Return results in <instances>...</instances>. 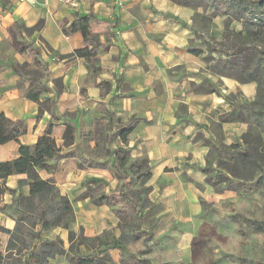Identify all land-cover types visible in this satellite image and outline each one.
I'll return each mask as SVG.
<instances>
[{
    "label": "crops",
    "instance_id": "1",
    "mask_svg": "<svg viewBox=\"0 0 264 264\" xmlns=\"http://www.w3.org/2000/svg\"><path fill=\"white\" fill-rule=\"evenodd\" d=\"M76 13L92 14L97 21L110 26L108 33L99 36L101 44H108L109 48L106 52L97 51L100 70L96 73L87 72L84 59H56L58 55L83 47L80 33L65 35L57 24L62 20L69 24ZM194 14L192 9L170 0H120L118 4L113 0H85L76 10L53 0L47 3L37 0L33 5L0 0V43L6 40V29L15 21H22L27 27L44 21L40 36L52 52H43L42 59L49 64L51 78H61L67 88L56 101L57 117L73 124L78 134L82 109L90 113L104 105L114 115L116 123L134 119L137 124L124 148L132 158L148 160L151 190L147 201L156 206L165 219L193 225L202 212L201 201L207 205L218 203L227 191L217 194L205 183L203 169L207 164L212 170L215 168V161L211 160L212 147L237 146L240 149L241 137L248 129L245 123L224 118L237 105L251 103L257 87L254 82L239 83L203 70L201 58L191 54ZM5 57L4 70L0 72V113L11 120H22L28 133L19 142L32 145L44 132L50 117L44 113L42 119L37 120L38 106L17 94V76L10 65L22 64L24 58L8 48ZM103 82H108L110 88L102 95L97 85ZM81 87L85 88L84 98H80ZM66 112H75V118L64 116ZM63 121L59 123L65 124ZM62 128L55 127L54 131L63 132ZM78 137L73 146L63 148L62 153L69 156L63 163L73 159L71 154L80 142ZM116 139L119 140L118 136ZM11 144L15 148L7 154ZM17 149L18 145L13 142L0 145V162L16 158ZM87 170L93 171L92 177L98 179V183H108L115 188L116 181L108 170ZM25 178V175L10 176L5 186L16 191V183ZM10 197L4 195L6 204L10 203ZM84 201L87 214L101 216L93 229L81 222L86 235L112 230L117 238L118 219L108 206H94L88 199ZM0 226L12 230L14 223L2 221ZM55 230L62 241L67 239L66 231ZM7 240L6 234H0L1 245L5 247ZM189 240L184 238L183 242L187 244Z\"/></svg>",
    "mask_w": 264,
    "mask_h": 264
},
{
    "label": "rangeland",
    "instance_id": "2",
    "mask_svg": "<svg viewBox=\"0 0 264 264\" xmlns=\"http://www.w3.org/2000/svg\"><path fill=\"white\" fill-rule=\"evenodd\" d=\"M194 1L199 3V0L192 2ZM241 3L244 9L243 15L216 14L210 8L194 9V37L191 47L201 58L203 70L217 77L239 81L253 78L257 83L255 104L251 102L246 104V109H236L237 113H244L248 121L247 134L241 140L242 147L224 154L212 153L211 160L220 166L217 168L215 164L214 170H217L218 174L214 176L227 174V171L233 169L235 167L233 159L243 151L256 150L258 167L235 169L239 180L228 175L231 184L237 186V191L227 190L218 203L204 207L193 225L181 223L177 219H165L156 206L147 201L145 188L148 187L149 180L144 183L148 174L146 164L130 156L131 159L119 165V171L126 175V191L140 205L141 221L138 223L133 213L127 210L125 219L122 221L125 232L120 239L118 238L122 235V230L117 216L119 230L117 238L114 237L112 230L93 236L86 235L81 222L93 229L101 216L99 213L87 214L84 211V200L73 202L76 214L74 231L82 227L86 237L100 236L101 240L94 243L95 248L101 242L110 244L108 250L102 254L110 259L109 264H264V232L253 230L251 227V222L254 220L264 221V0H241ZM36 43L39 45L37 40ZM5 47V44H0V63L3 64L6 58ZM237 47L246 48L250 54L254 55L245 69L238 66L230 67L229 62ZM79 115L81 116L80 131L79 134L76 132L75 138L79 136L80 142L71 154L73 159L56 163L54 172L56 188L62 196L70 200H74L84 192L86 187L93 188L99 182L98 179H93V171L85 168L86 164L106 167L110 173L113 161L105 159L101 143L95 147L94 142L91 141L96 136L93 120L103 116L102 112L99 108L91 110L90 113L82 109ZM64 116L75 118V112H66ZM62 125L58 123L56 127ZM119 127L120 124L114 121L110 129V133L114 136L109 143L111 150L125 147L116 139L120 132ZM60 133L62 132L58 130L54 132L57 144H59L57 140ZM104 135V131L98 135L100 141ZM13 148H15L14 144L9 145L7 154H11ZM138 158L142 159V157ZM69 161L71 164H68ZM40 176L43 179L48 178V175L43 172H40ZM94 180L95 183H93ZM115 181L114 189L108 183L103 184L104 193L107 196L111 194L117 196L116 190L120 184L117 180ZM19 193L25 195L27 188L20 187L18 192L14 190L13 194H6L11 196L9 204L4 202V196H0V222L12 221L15 226L17 215L10 206ZM108 208L115 216L116 207ZM0 228L3 227L0 226ZM0 234L6 233L0 232ZM137 234H139L138 237L135 236ZM6 235L9 238V235ZM56 236L60 237L55 229L43 233L42 238L36 241V245L42 241L52 240ZM184 238L190 239L187 244L183 242ZM111 242L118 245L114 246ZM63 246L68 249L67 239L63 241ZM5 249L6 246L0 244L1 255L6 254ZM79 249L81 252L86 251L84 246ZM90 252H92L91 248H88V253ZM66 259L67 257H58L55 261L56 264H67Z\"/></svg>",
    "mask_w": 264,
    "mask_h": 264
},
{
    "label": "trees",
    "instance_id": "3",
    "mask_svg": "<svg viewBox=\"0 0 264 264\" xmlns=\"http://www.w3.org/2000/svg\"><path fill=\"white\" fill-rule=\"evenodd\" d=\"M170 1L175 5L190 10L192 9L193 11L199 8L204 10L210 8L213 13L234 16L243 15L244 12L241 0H199V3L192 2L193 0ZM72 16L73 19L69 24L67 20H62V22H58L57 24L65 35L80 33L83 47L77 48V50L67 55H58L56 59H84L87 72L96 73L100 70V67L97 65V51L101 50L106 52L109 48L108 44H101L99 36L108 33L110 26L107 22L97 21L92 14L79 15L76 13ZM43 25V20H39L32 27H27L22 21H15L6 29L8 34L6 40L0 43L5 44V50L6 48L12 49L14 53L24 58L22 64L13 63L10 65L13 74L17 76L16 89L18 96L38 106L36 114L37 120H41V116L44 113L50 117L43 130L44 132L38 136L37 141L32 145H23L19 140L28 133L27 125L22 120H11L3 113H0V145L12 142L18 145L16 158L0 162V196L14 193V190L5 186V181L10 176L25 175L26 178L24 180L17 182V187L18 189L20 187L27 188V193L25 195L19 193L10 206L17 215L14 228L12 230L0 228V232L9 235L5 249L6 254H0V264H56L53 261L58 257H67V264H109L110 259L105 258L102 254L108 250L110 244L101 242L97 249L94 243L101 240L100 236L95 238L86 237L82 227H78L77 231H74L73 227L76 221V214L73 202H81V200L88 199L94 206L116 207L115 216L119 218V226L122 230V235L118 239L125 232L122 221L125 219L124 215L127 210L133 213L139 223L141 221L140 205L126 191V175L119 171V165H122L125 160L131 159L130 153L127 148L111 150L109 147V143L114 138L110 133V129L114 125V115L109 110L107 111L104 105H101L99 110L103 116L93 120L96 136L91 141L94 142L95 147L101 143L103 145L102 152L105 159L113 160L110 166V173L113 179L117 180L120 184L118 190H116L117 196L115 194L107 196L104 193L105 187L102 183H96L93 188L86 187V190L74 200H70L68 197L60 194L56 188L54 176L56 163L67 157V154L64 155L62 153L63 148L73 146L77 131L73 124L65 122L62 125L61 142L59 144L56 143L54 128L61 121L56 115V101L58 96L64 93L67 88L61 78H51L48 69L49 64L42 59L43 52H52L50 46L40 36ZM192 30L194 31V28ZM36 40L39 42V45L36 43ZM191 54L199 56L195 50H192ZM232 55L234 56L229 62L230 67L234 68L238 66L242 69L248 67L254 57V55L250 54L243 47H237ZM3 70L4 64L0 63V72ZM237 81L239 83L256 82L253 78ZM49 82L51 83L50 87H48ZM109 86L110 84L108 82L97 85V87L102 89V95L110 88ZM80 96L82 98L85 97V88L83 87L80 88ZM251 102L255 104V99ZM237 108L246 109L247 106L237 105L224 120L240 121L248 125L244 113H237ZM117 124L120 123L117 122ZM136 124L137 122L134 119L120 124V132L118 134L120 144L123 146L128 145V136L134 131ZM103 131L105 135L100 141L98 135ZM246 134L242 135L241 140ZM196 138H198V135ZM212 149L214 152L224 154L237 150L238 147L224 146L220 148L212 147ZM256 153L255 149L253 151L248 150L239 153L233 159L235 167L227 171V174L224 175L219 174L213 177L214 170L211 169L210 164H207L203 169V173L206 176L205 183L211 186L217 194H223L226 190L236 192L237 186L231 184L228 175L239 180L240 178L236 176L235 169H253V167H258L256 164L258 157ZM138 160L146 164L148 174L144 179L145 183L151 177L148 160L145 157H142V159L138 158ZM215 164L217 168H220L217 163ZM85 168L107 170L106 167H94L90 163L86 164ZM40 172L47 174L48 178L43 179L40 176ZM95 182L93 181V183ZM226 183L229 185L226 186ZM150 190V187L145 188V193L148 195ZM201 206L203 209L208 205L202 200ZM251 227L253 230L264 232V221L254 220L251 222ZM56 228L68 232V249L64 248L63 241L59 236H56L52 240L42 241L36 245V241L42 238L43 233H48ZM135 236L138 237L139 234ZM74 243H76V247ZM115 244L113 243L114 246ZM82 246L85 247V252L80 251L79 248ZM88 248H91L92 252L88 253Z\"/></svg>",
    "mask_w": 264,
    "mask_h": 264
},
{
    "label": "built area",
    "instance_id": "4",
    "mask_svg": "<svg viewBox=\"0 0 264 264\" xmlns=\"http://www.w3.org/2000/svg\"><path fill=\"white\" fill-rule=\"evenodd\" d=\"M41 1L47 3L48 0H41ZM53 1L57 2L61 6L65 5L72 10H76V8H78L79 5L85 0H53ZM16 2L19 4L33 5L37 3V0H16ZM113 2L118 4L120 0H113Z\"/></svg>",
    "mask_w": 264,
    "mask_h": 264
}]
</instances>
